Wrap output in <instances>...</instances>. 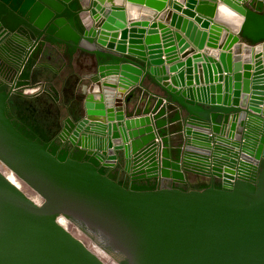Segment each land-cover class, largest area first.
Returning <instances> with one entry per match:
<instances>
[{
  "label": "water",
  "instance_id": "obj_1",
  "mask_svg": "<svg viewBox=\"0 0 264 264\" xmlns=\"http://www.w3.org/2000/svg\"><path fill=\"white\" fill-rule=\"evenodd\" d=\"M143 1L166 2L130 16ZM193 4L174 6L207 31L165 9L177 30L138 29L149 7L128 29L105 0H0V57L55 107L38 134L0 92V159L43 197L0 170V264H108L61 216L121 264H264V0ZM191 41L209 55L183 58Z\"/></svg>",
  "mask_w": 264,
  "mask_h": 264
},
{
  "label": "flooded vegetation",
  "instance_id": "obj_2",
  "mask_svg": "<svg viewBox=\"0 0 264 264\" xmlns=\"http://www.w3.org/2000/svg\"><path fill=\"white\" fill-rule=\"evenodd\" d=\"M14 53V45L9 46V50L3 54L4 56L12 57ZM14 57V56H13ZM18 71H16L11 63L8 64L0 57V92L6 93V107L5 112L7 117L12 121L14 125H18V128H31L36 133H40L45 129L51 133V122L49 118L51 112L54 110V104L46 95H26L19 93L16 83L19 81ZM37 86V84H35ZM33 87V86H30ZM39 87V86H38ZM27 88L26 93L38 91L37 87ZM100 251L107 255L110 259L115 261L112 256L108 255L101 248ZM115 257L119 259L118 253L112 252ZM124 261V260H123Z\"/></svg>",
  "mask_w": 264,
  "mask_h": 264
},
{
  "label": "crops",
  "instance_id": "obj_3",
  "mask_svg": "<svg viewBox=\"0 0 264 264\" xmlns=\"http://www.w3.org/2000/svg\"><path fill=\"white\" fill-rule=\"evenodd\" d=\"M198 1H200V0H198ZM216 1H218V0H216ZM129 2H130V0H105V5L115 4V5H120V6L124 7V9H123L124 12H125L124 19H125V23H126L128 29L131 27L130 25L133 22V20H131L130 18L134 17L133 19H140L138 21H143L142 15L146 13L144 7H149L150 9H152V11H155V13L150 14L149 19H147V21H148L147 22L148 23L147 26H142V23L136 25V27L138 29L145 28V29L148 30L153 23H164L165 25H168V26L172 27L173 30H177V28H175V26L171 25L170 22H167L166 18H164V17L161 18V13L165 9V11H169L171 13L172 12L176 13V14L181 15L182 17L187 18L188 20L192 21L194 23V25H196V27L198 29H200L201 31H207L208 30V28L202 26L201 23L198 20H196L195 16L187 14L183 10H179V9L175 8L174 4L177 3V2H180L184 9L185 8H189V9H191L192 11H194L196 13L197 9H196V6H194V4H193V6L192 5L191 6H187L188 5V0H166L164 8L161 9V10H158V9L152 7V6H148L145 1L139 2L137 4L140 7V9L138 11H135L136 13H138L136 16L134 14H133L134 16H130V13H129L128 8H127V4ZM133 3H135V2H133ZM134 21H136V20H134ZM142 33L143 34H142L141 38H144V35L147 33V31L146 32H142ZM181 33L183 34V36H185L183 31H181ZM185 38L189 41L188 36H185ZM205 47H207V45H205ZM163 48L165 49V47H163ZM190 48L192 49V51H190L187 54V56H185L183 58H186V57L190 58V57H192L193 54L198 53V52H202L203 54L206 53V55H209L208 52H205L203 48H199L198 45L194 44L192 41L190 42ZM190 48H187V50L190 49ZM210 49H217L218 51H222V48H220V47H218V48L210 47ZM177 50H179V49H177ZM178 53L180 55V58H182V56H181L182 52L179 51ZM165 55L166 54H163V57H166ZM215 61H218V60L216 59ZM199 62L203 63L205 61L202 60V61H199ZM194 63L195 62L193 61L191 64H194ZM182 67L185 68L186 65L184 64ZM182 67H180L179 69H181ZM170 73H176V71L175 72H170Z\"/></svg>",
  "mask_w": 264,
  "mask_h": 264
},
{
  "label": "bare ground",
  "instance_id": "obj_4",
  "mask_svg": "<svg viewBox=\"0 0 264 264\" xmlns=\"http://www.w3.org/2000/svg\"><path fill=\"white\" fill-rule=\"evenodd\" d=\"M0 170H2L13 182H15L17 185H19L23 190L27 191V190H31V187L25 182L23 181L19 176H17V174L15 172H13V170L11 168L6 169L5 167L2 166V164H0ZM60 222L67 227L68 229H70L72 232L74 231V228L78 229L77 226L69 219H67L64 216L60 217ZM95 251L101 256L103 257V259H105V261L108 264H117L115 263L112 259H110L107 255H105L104 253H102L100 251V248L97 246L95 247Z\"/></svg>",
  "mask_w": 264,
  "mask_h": 264
},
{
  "label": "built area",
  "instance_id": "obj_5",
  "mask_svg": "<svg viewBox=\"0 0 264 264\" xmlns=\"http://www.w3.org/2000/svg\"><path fill=\"white\" fill-rule=\"evenodd\" d=\"M0 164H2L3 167H5L6 169L10 168L7 164H5L1 159H0ZM27 194L32 197L36 202L38 203H42L43 201V197L37 192L35 191L33 188H31V190H27L26 191ZM87 235V234H86ZM88 236V235H87ZM83 239V238H82ZM84 240V239H83ZM85 241V240H84ZM86 242V241H85ZM86 244L88 246H90L92 249H96L95 247H99L101 248L104 252H106L108 255L112 256V258H114L115 256L110 252H108L107 250L103 249L102 247H100L90 236L88 237V243L86 242ZM115 259V258H114Z\"/></svg>",
  "mask_w": 264,
  "mask_h": 264
},
{
  "label": "rangeland",
  "instance_id": "obj_6",
  "mask_svg": "<svg viewBox=\"0 0 264 264\" xmlns=\"http://www.w3.org/2000/svg\"><path fill=\"white\" fill-rule=\"evenodd\" d=\"M78 229H76V228H74V233L76 234V235H78L79 237H81V238H83L87 243H88V237L89 236H87L79 227H77ZM95 250V249H94ZM109 254H111V253H109ZM115 258V259H114ZM113 259L115 260V261H117L118 263H120L119 262V260H118V258L117 257H114ZM105 260V259H104ZM121 264V263H120Z\"/></svg>",
  "mask_w": 264,
  "mask_h": 264
},
{
  "label": "trees",
  "instance_id": "obj_7",
  "mask_svg": "<svg viewBox=\"0 0 264 264\" xmlns=\"http://www.w3.org/2000/svg\"><path fill=\"white\" fill-rule=\"evenodd\" d=\"M125 264L127 263L126 260L123 261Z\"/></svg>",
  "mask_w": 264,
  "mask_h": 264
}]
</instances>
